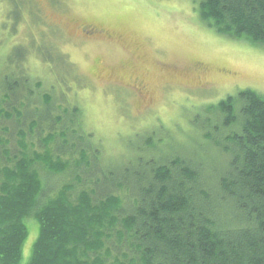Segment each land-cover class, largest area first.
Here are the masks:
<instances>
[{"label":"trees","instance_id":"obj_1","mask_svg":"<svg viewBox=\"0 0 264 264\" xmlns=\"http://www.w3.org/2000/svg\"><path fill=\"white\" fill-rule=\"evenodd\" d=\"M189 1L215 33L264 46V0ZM25 94L0 88L15 134L0 138V264H21L30 222L25 264H264V96H227L187 141L149 135L116 163L82 141L79 110L54 87L38 79ZM30 136H44L43 153ZM39 168L67 178L45 194Z\"/></svg>","mask_w":264,"mask_h":264},{"label":"rangeland","instance_id":"obj_2","mask_svg":"<svg viewBox=\"0 0 264 264\" xmlns=\"http://www.w3.org/2000/svg\"><path fill=\"white\" fill-rule=\"evenodd\" d=\"M89 24L109 38L75 31ZM38 79L79 110L82 141H98L103 159L119 163L149 135L166 148L168 138L187 141L203 108L227 96L245 89L264 96V46L215 33L189 0H0V88L26 95ZM9 127L0 122L2 140L14 139ZM43 137L30 136L28 151L43 153ZM8 149L21 150L16 142ZM38 170L48 195L67 178ZM28 227L21 264L38 233Z\"/></svg>","mask_w":264,"mask_h":264},{"label":"flooded vegetation","instance_id":"obj_3","mask_svg":"<svg viewBox=\"0 0 264 264\" xmlns=\"http://www.w3.org/2000/svg\"><path fill=\"white\" fill-rule=\"evenodd\" d=\"M75 31H77L82 38L89 40L101 41L104 38H109V34L106 35V32L103 29L92 24L85 26H77ZM200 67L201 66L199 65V70L203 71L204 68Z\"/></svg>","mask_w":264,"mask_h":264}]
</instances>
